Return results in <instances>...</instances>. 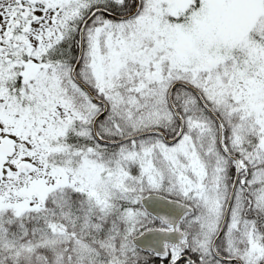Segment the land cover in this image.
Here are the masks:
<instances>
[{
	"label": "snow or ice",
	"instance_id": "obj_1",
	"mask_svg": "<svg viewBox=\"0 0 264 264\" xmlns=\"http://www.w3.org/2000/svg\"><path fill=\"white\" fill-rule=\"evenodd\" d=\"M0 264H264V0H0Z\"/></svg>",
	"mask_w": 264,
	"mask_h": 264
}]
</instances>
